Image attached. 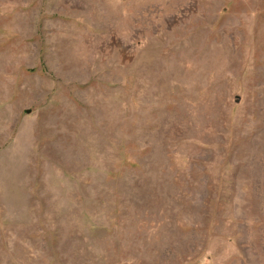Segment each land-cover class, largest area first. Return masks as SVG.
<instances>
[{
    "label": "rangeland",
    "instance_id": "obj_1",
    "mask_svg": "<svg viewBox=\"0 0 264 264\" xmlns=\"http://www.w3.org/2000/svg\"><path fill=\"white\" fill-rule=\"evenodd\" d=\"M0 264H264V0H0Z\"/></svg>",
    "mask_w": 264,
    "mask_h": 264
},
{
    "label": "water",
    "instance_id": "obj_2",
    "mask_svg": "<svg viewBox=\"0 0 264 264\" xmlns=\"http://www.w3.org/2000/svg\"><path fill=\"white\" fill-rule=\"evenodd\" d=\"M28 112H30V110H28Z\"/></svg>",
    "mask_w": 264,
    "mask_h": 264
}]
</instances>
